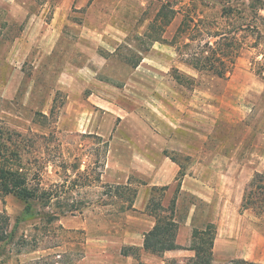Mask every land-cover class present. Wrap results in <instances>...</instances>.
Returning <instances> with one entry per match:
<instances>
[{"label": "rangeland", "instance_id": "374dc122", "mask_svg": "<svg viewBox=\"0 0 264 264\" xmlns=\"http://www.w3.org/2000/svg\"><path fill=\"white\" fill-rule=\"evenodd\" d=\"M240 1L0 0V129L15 163L54 193L45 211L57 213L17 223L24 203L0 191V264L117 259L141 218L126 207L151 164L175 166L173 186L189 176L215 184L217 201L238 197L237 211L264 234L261 56L241 37L224 76L201 60L209 31L230 27L221 11ZM161 7L175 10L170 23L155 18ZM188 16L201 32L182 31ZM176 195L181 215L198 202Z\"/></svg>", "mask_w": 264, "mask_h": 264}, {"label": "crops", "instance_id": "0c3cea01", "mask_svg": "<svg viewBox=\"0 0 264 264\" xmlns=\"http://www.w3.org/2000/svg\"><path fill=\"white\" fill-rule=\"evenodd\" d=\"M150 151H154L153 148L148 150ZM158 151L156 158L160 160ZM145 159L153 160L148 155ZM169 161L173 163L171 159ZM151 166L150 170L145 171L147 180L140 185L142 188L135 191L133 201L126 207L127 210L137 211L141 215L140 221H136L133 228L126 229L122 234L115 256L117 259L111 257L109 264H189L195 256L192 247L195 238L193 232L205 230L207 225L213 227L212 264H225L233 259L257 264L264 261V234L250 225L237 211L240 205L238 197L235 201H217L215 184H198L200 182L196 178L189 176H184L173 186L177 174L175 166L170 167L168 164L167 170H163L158 164ZM124 184H128V181ZM156 188H163L165 195L163 193L155 199L152 192ZM180 191L198 200L190 202L182 215L176 195ZM204 209L206 210L202 217ZM159 220L162 223L164 220L172 222L174 247L160 251L145 249V235Z\"/></svg>", "mask_w": 264, "mask_h": 264}, {"label": "trees", "instance_id": "16d2710c", "mask_svg": "<svg viewBox=\"0 0 264 264\" xmlns=\"http://www.w3.org/2000/svg\"><path fill=\"white\" fill-rule=\"evenodd\" d=\"M264 0H241L235 6H228L226 10L221 11V17L226 23L229 21L230 27L219 28L220 30L211 32L209 35L215 37L213 42L206 41L204 45L207 47L206 54L202 57V65L204 68L213 70L218 76H224L229 71L231 65L234 62L235 56L241 48V37H250L253 39L251 47L257 49L260 59L258 63V74L264 79ZM239 6H241L239 8ZM164 7H161L155 18L158 19L160 15H163L164 24L170 23L174 16L175 10L173 8L167 10L168 13L162 12ZM225 12V13H224ZM186 16V15H185ZM185 18V19H184ZM180 24L181 29L184 17ZM248 18L247 23H235L234 19ZM188 21L193 23L192 26H188V23L183 28L185 31L201 32L203 29L198 27V22L194 23V16H188ZM207 29V28H206ZM210 29V28H208ZM244 33L242 36L241 33ZM181 33V32H180ZM180 33L178 35H180ZM177 35V36H178ZM177 38L176 36L174 37ZM192 39V38H191ZM154 41H162L163 38H153ZM196 53V52H195ZM219 64L217 69L215 65ZM6 141L4 140L3 132L0 129V191H5L13 194L24 203V207L20 217L16 218V222L24 221L27 219H39L51 222L56 218V212L45 211L46 207L50 206L51 199H53L54 193L43 189L36 183L31 181L30 171L26 168L15 163V154L13 151L8 150ZM17 157L18 153L16 154ZM19 159V158H16ZM163 189V188H160ZM244 203V197H243ZM160 219V218H159ZM213 227L206 226L205 230L193 232L192 247L195 250V256L189 262V264H212V233ZM172 222L164 220L162 223L159 220L144 238V248L153 251H160L163 249L173 248L172 242ZM4 238L10 236V231H5L2 234ZM256 264L254 262L245 261L243 259L230 260V264ZM143 264V263H138Z\"/></svg>", "mask_w": 264, "mask_h": 264}]
</instances>
